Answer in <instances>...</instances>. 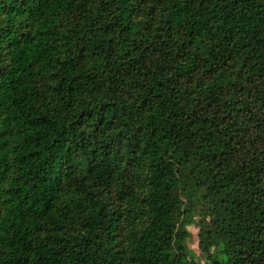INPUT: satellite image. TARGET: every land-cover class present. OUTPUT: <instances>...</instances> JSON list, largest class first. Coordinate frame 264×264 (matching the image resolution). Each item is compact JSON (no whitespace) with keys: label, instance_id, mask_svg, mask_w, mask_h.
I'll return each mask as SVG.
<instances>
[{"label":"trees","instance_id":"trees-1","mask_svg":"<svg viewBox=\"0 0 264 264\" xmlns=\"http://www.w3.org/2000/svg\"><path fill=\"white\" fill-rule=\"evenodd\" d=\"M0 264H264V0H0Z\"/></svg>","mask_w":264,"mask_h":264},{"label":"rangeland","instance_id":"rangeland-1","mask_svg":"<svg viewBox=\"0 0 264 264\" xmlns=\"http://www.w3.org/2000/svg\"><path fill=\"white\" fill-rule=\"evenodd\" d=\"M204 210L205 207L197 202V210L195 211V216H194V222L190 225H188V229L190 231V236L187 239V245L189 248H191L196 257L204 263V258H203V252L200 249L199 246V241H200V231H201V226L204 224ZM206 223H209V218H206Z\"/></svg>","mask_w":264,"mask_h":264}]
</instances>
